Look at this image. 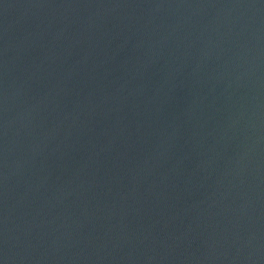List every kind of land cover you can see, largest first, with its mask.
<instances>
[{"label":"water","instance_id":"obj_1","mask_svg":"<svg viewBox=\"0 0 264 264\" xmlns=\"http://www.w3.org/2000/svg\"><path fill=\"white\" fill-rule=\"evenodd\" d=\"M0 264H264V0H0Z\"/></svg>","mask_w":264,"mask_h":264}]
</instances>
